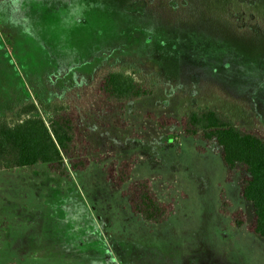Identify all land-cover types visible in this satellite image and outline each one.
I'll use <instances>...</instances> for the list:
<instances>
[{"label":"rangeland","instance_id":"374dc122","mask_svg":"<svg viewBox=\"0 0 264 264\" xmlns=\"http://www.w3.org/2000/svg\"><path fill=\"white\" fill-rule=\"evenodd\" d=\"M110 71L154 94L98 110ZM33 105L21 120L76 108L93 162L69 179L47 165L0 171V264H264L244 171L228 181L215 143L156 121L216 107L264 134V0H0V122ZM131 158L129 183L150 179L173 202L166 221L133 214L107 181Z\"/></svg>","mask_w":264,"mask_h":264},{"label":"trees","instance_id":"16d2710c","mask_svg":"<svg viewBox=\"0 0 264 264\" xmlns=\"http://www.w3.org/2000/svg\"><path fill=\"white\" fill-rule=\"evenodd\" d=\"M153 94L154 88L123 71L106 73L93 93L96 108L109 113L123 111L128 104ZM35 110L34 105L22 109L17 116L19 122L14 125L0 122V171L47 165L52 173L65 179L72 173L86 171L93 159L81 130L80 112L76 108H57L48 114L47 120L41 117L21 120L23 115ZM156 121L163 130L177 126L186 137H200L205 143H215L228 170V181L235 170L244 171L240 195L253 211L247 230L264 242V134L239 126L216 107L198 108L180 121L164 115ZM134 161L131 158L114 162L107 168V181L122 191L133 214L152 224L166 221L175 210L173 202H161L150 179L129 183ZM222 212L226 214L224 209ZM233 218L236 227L245 226L242 210Z\"/></svg>","mask_w":264,"mask_h":264}]
</instances>
